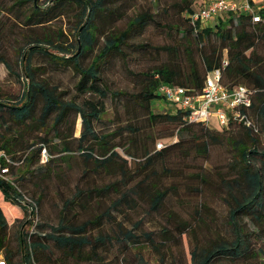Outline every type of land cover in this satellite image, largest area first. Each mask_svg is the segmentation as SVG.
<instances>
[{
  "label": "trees",
  "instance_id": "1",
  "mask_svg": "<svg viewBox=\"0 0 264 264\" xmlns=\"http://www.w3.org/2000/svg\"><path fill=\"white\" fill-rule=\"evenodd\" d=\"M41 1L0 0V15L14 16L29 31L23 35V45L16 52L18 72H13L11 65L0 56V63L16 77L22 88L14 100L0 98V150L9 157L11 176L9 182L0 179V258L6 264H48L52 259L45 253H50V243L64 260L78 257L102 261L99 251L108 252L115 241L122 244L123 252L140 246L142 239L155 251L152 233L140 236L134 232L139 223L130 230L116 223L118 232L113 236L104 232L91 235L90 231L102 229L104 223L112 222L111 212L118 210L124 201L133 203V196L138 192L143 194L149 190L147 197L151 211L161 206L166 191L155 187V158L181 149L188 139L194 142L199 155L206 156L210 146L224 140L221 132L200 122L187 121L181 110L153 111L161 97V85L200 92L207 74L220 69L221 81L227 87L244 85L253 91L248 110L252 126L233 124L223 128L224 132H229L233 127H239L243 134L236 140L227 139L234 153L230 164L234 177L223 181L231 238L196 248L190 255L191 264H217L220 261L264 264V148L259 147L258 139V136L264 137V54L261 53L264 49V9L260 10L263 19L259 23H252L245 15H224L214 25L205 28L197 25L198 29H194L186 14L196 0H174L163 8H160L159 0H155V13L147 8L129 18L124 29H118L114 27L115 23L126 16L136 0ZM170 10L175 23L157 19L160 13L168 17ZM72 11H75L72 41L52 38L47 32L49 25ZM151 25L165 29L172 44L130 43ZM103 26L106 31L101 29ZM58 35L63 33L58 32ZM126 49L143 54L165 53L168 59L146 71L133 72L127 68ZM94 51L90 63L85 64L87 54ZM36 58L42 63L37 64ZM115 58L121 59L124 70L134 79L136 89L133 92L113 91L106 84L104 73ZM224 61L226 66L223 67ZM61 68L71 69L78 76L72 97H67L66 91L59 90L46 77L49 70ZM110 97L125 99L126 108L140 112L152 127L168 124L178 129L175 133L156 134L152 139L153 153L145 148L141 154L130 153L127 147L115 142V137L121 136L125 128L106 134H100L96 129V124L106 113V101ZM77 118L81 130L79 136L74 137ZM126 128L134 136L138 134V128L130 125ZM174 135L177 136L175 141L156 148L157 140ZM135 142L136 137H133L132 143ZM73 143L77 144L79 156L93 168L82 172L72 196L63 201L58 223L54 226L39 220V207L46 188L36 183L38 192L35 190L29 195L22 187L29 177L49 179L54 172L51 165L54 166L58 159L70 158ZM42 151L46 154L44 161ZM180 152L187 154V149L182 148ZM130 160L138 167L135 175L137 179L140 177L138 181L129 172ZM42 169L44 174L35 177ZM102 172L113 181L99 185L96 180L105 179L101 177ZM131 183L134 184L128 188ZM119 188L126 190L121 192ZM112 193L118 197L114 199ZM7 205L16 207L23 214V218L16 221L14 244L10 240L9 219L5 213V209L9 213ZM29 207L36 222L29 219ZM99 209L102 211L97 213ZM74 210L77 212L68 218ZM79 215L86 216L74 219ZM259 239L263 246L255 249L253 244ZM133 264L149 263L140 256Z\"/></svg>",
  "mask_w": 264,
  "mask_h": 264
},
{
  "label": "rangeland",
  "instance_id": "2",
  "mask_svg": "<svg viewBox=\"0 0 264 264\" xmlns=\"http://www.w3.org/2000/svg\"><path fill=\"white\" fill-rule=\"evenodd\" d=\"M44 0L41 1V3ZM174 0H159L160 8L170 4ZM201 0H196L192 9L199 7ZM150 9L155 13V0H136L133 6L127 11L126 16L115 23V28L124 29L128 19L135 14ZM173 12L169 11V16L162 15L157 17L159 21L175 23L171 17H174ZM74 15L75 11L69 12L49 25L47 32L52 35V38L70 43L74 31ZM0 56H2L11 65L13 72H18L16 52L23 45V35L29 34V31L24 29L14 16L7 14L0 15ZM217 20L211 21L208 25H214ZM2 24V26H1ZM101 25V24H100ZM205 26V25H204ZM103 31L106 27L103 26ZM58 32L63 35L59 36ZM101 42V39H100ZM148 43L151 46L171 45L172 40L168 37V32L155 25L149 26L142 36L131 39L130 43ZM87 54L85 64L90 63L94 54ZM126 64L127 68L133 72L146 71L162 62H165L168 57L165 53L156 54L153 51L143 54L138 51L126 49ZM264 54V49L261 51ZM37 64L42 61L36 58ZM48 81L56 85L59 90L66 91L67 97H72L75 94L74 86L78 80V76L71 69L49 70L46 74ZM105 82L110 90H123L133 92L136 89L134 79L131 78L124 70L122 61L115 58L108 70L104 73ZM21 84L15 76L10 74L2 63H0V98H8L14 100L21 93ZM162 93L159 92V96ZM153 111H165L158 101L153 106ZM134 113H136L134 115ZM138 128V134L134 136L126 128L127 126ZM210 129L223 134L224 140L220 144L212 145L206 156L199 155L194 149V142L187 140L182 148L187 149V154L181 153L176 149L164 157L155 158V184L158 190L166 191V197L163 203L156 211H151L149 207V199L147 192L141 194L138 192L134 195V202H122L118 210L112 211L113 221L103 224L102 229H92L91 235H97L98 232L116 235L118 228L116 223L122 225L123 229H134V225L139 223V226L134 230L138 235L143 233H152L155 239V251L146 246L143 239L138 247H131L123 252L122 244L115 241L108 252L99 251V257L102 261H87L78 257L64 260L60 251L55 249L52 243L50 253H45L50 256L52 262L48 264H133L140 256L144 257L149 264H191V252L196 248L206 247L212 242L221 239L230 240L229 226V205L228 198L223 187V181L234 177V171L230 168L233 162V151L228 140H236L242 137V130L239 127H233L229 132H224L216 118L209 120ZM120 128H125L121 136L115 137V142L127 147L130 153L141 154L142 150L148 149L151 153L155 151V145H152V139L155 135L176 132L178 129L175 126L168 124H160L157 127L150 126L145 117L137 111L126 108V100L119 98H108L106 101V113L101 121L96 124V129L100 134L118 132ZM81 130L80 119L75 120L74 137H78ZM133 137H136V142L132 143ZM177 139V136L163 137L157 140L156 143L169 144ZM259 147L264 148V137L258 136ZM187 146V147H186ZM77 144L73 143L72 155L64 160H57L52 167L54 170L50 174V178L42 180V178H32L25 181L22 191L29 195L33 191L38 190L34 184L46 188V195L40 203L39 220L46 221L51 225L58 223L59 213L63 205V201L72 196L78 179L85 169L91 170L93 165L85 163L79 156L76 149ZM121 153V151H120ZM123 157H126L121 153ZM131 161V160H130ZM129 161V172L135 177L138 170L135 162ZM41 164V163H40ZM116 168V165H112ZM21 169V167H20ZM42 173L36 174L35 177L42 176ZM92 175V173H89ZM143 175H141L142 177ZM101 177L105 179H95L99 185L112 182L109 176L101 173ZM135 181L137 179L135 177ZM134 183L129 184L131 187ZM123 187V186H122ZM121 187V188H122ZM144 187V185H143ZM20 190L21 187L19 186ZM120 189V188H119ZM146 189V188H144ZM125 189H120L121 192ZM27 195V196H29ZM115 199L118 195L112 193ZM8 206V205H7ZM9 208V213L5 209V213L9 219V235L12 244H14V230L16 221L23 218L22 212L16 207ZM102 209L97 210L101 212ZM71 212L68 218L72 214ZM81 215L74 219L80 220L84 217ZM253 229L252 226H250ZM254 248L262 247V240L254 242ZM46 262V260H44ZM217 264H230L227 261H220ZM242 264V263H236Z\"/></svg>",
  "mask_w": 264,
  "mask_h": 264
},
{
  "label": "built area",
  "instance_id": "3",
  "mask_svg": "<svg viewBox=\"0 0 264 264\" xmlns=\"http://www.w3.org/2000/svg\"><path fill=\"white\" fill-rule=\"evenodd\" d=\"M264 9V0H201L197 9H192L186 14V18L194 29L205 28L213 20H218L224 15H245L252 23L262 21L260 10ZM205 25V26H204ZM222 66H226V61ZM221 70H215L207 74L200 92H190L187 89L163 84L159 88L162 93L159 102L165 111L181 110L189 122H200L209 126V120L216 118L221 128H227L233 124L252 126L248 110L252 104L253 91L244 85L227 87L221 81ZM162 143H157L160 149ZM42 161L46 159L45 151L41 153ZM9 157L0 150V179L11 181L9 174ZM29 219L36 222L29 207ZM0 264H6L0 258Z\"/></svg>",
  "mask_w": 264,
  "mask_h": 264
}]
</instances>
